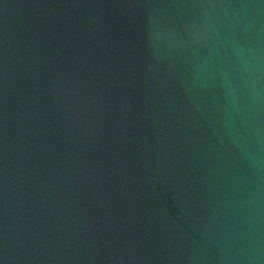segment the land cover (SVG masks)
Returning a JSON list of instances; mask_svg holds the SVG:
<instances>
[{
  "label": "water",
  "instance_id": "obj_1",
  "mask_svg": "<svg viewBox=\"0 0 264 264\" xmlns=\"http://www.w3.org/2000/svg\"><path fill=\"white\" fill-rule=\"evenodd\" d=\"M0 264H264V0H0Z\"/></svg>",
  "mask_w": 264,
  "mask_h": 264
}]
</instances>
